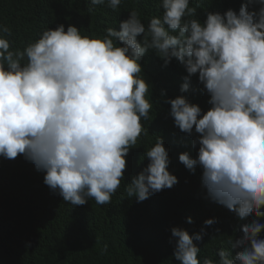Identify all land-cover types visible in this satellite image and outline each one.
<instances>
[{
	"label": "clouds",
	"instance_id": "obj_1",
	"mask_svg": "<svg viewBox=\"0 0 264 264\" xmlns=\"http://www.w3.org/2000/svg\"><path fill=\"white\" fill-rule=\"evenodd\" d=\"M122 0H90L117 10ZM161 16L147 24L132 10L103 36L82 35L74 25L47 28L22 50L13 49L11 29L0 25V157L23 156L45 173L44 184L71 205L90 199L107 205L125 180L130 150L149 131L153 100L142 75L149 51L165 66L175 59L187 75L181 93L198 75L206 112L185 96L166 99L174 125L199 145L179 161L202 169L207 197L234 212L242 236L220 249L219 260L198 258L194 236L171 229L180 264H264V0H245L239 11L215 8L202 23L190 0H160ZM92 9L90 8L89 11ZM164 96V92H161ZM144 156L148 164L127 184L129 198L148 199L178 183L169 171L163 139ZM191 223V218H188ZM215 219L204 221L206 226ZM219 231V230H217ZM30 247L31 245H27Z\"/></svg>",
	"mask_w": 264,
	"mask_h": 264
},
{
	"label": "trees",
	"instance_id": "obj_2",
	"mask_svg": "<svg viewBox=\"0 0 264 264\" xmlns=\"http://www.w3.org/2000/svg\"><path fill=\"white\" fill-rule=\"evenodd\" d=\"M245 0H190L197 8L194 18L202 23L215 8L239 11ZM239 7V8H238ZM92 9L89 11V9ZM132 10H137L147 27L153 16H161L160 0H122L115 11L104 5L92 6L90 0H0V25L8 26L13 49H23L45 29L59 24L74 25L82 35L103 36L107 27L117 28ZM142 75L151 85L153 100L150 119L143 121L148 135H141L136 147L126 157L125 180L107 205L90 199L83 206H73L53 193L44 184L45 173L22 155L15 159L0 157V264H180L173 253V227H180L194 236L206 233L194 243L201 249L198 258L218 261L220 249H232L230 241L242 236L241 226L257 219L240 221L234 212L207 197L202 185V169L189 171L179 155L189 152L195 158L199 145L192 135L179 130L170 116L166 99L185 96L203 111L211 106L201 93L198 75L191 78L190 91L181 93L186 70L175 59L165 66L155 52L149 51L142 60ZM164 96H161V92ZM163 139L169 152V171L178 179L148 199L137 202L127 196V184L147 166L144 153ZM191 218V223L188 218ZM207 219H215L209 226ZM264 223V217L258 218ZM219 230V231H217ZM264 238V232L260 233ZM31 245L28 247L27 245Z\"/></svg>",
	"mask_w": 264,
	"mask_h": 264
}]
</instances>
